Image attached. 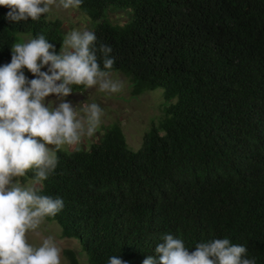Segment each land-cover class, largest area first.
<instances>
[{
	"label": "trees",
	"instance_id": "obj_1",
	"mask_svg": "<svg viewBox=\"0 0 264 264\" xmlns=\"http://www.w3.org/2000/svg\"><path fill=\"white\" fill-rule=\"evenodd\" d=\"M78 9L97 23L96 46L112 47L113 72L133 96L163 89L176 102L137 151L119 123L89 150L57 151L41 194L65 206L45 220L78 241L89 264H143L164 233L189 249L228 238L264 264V0H82ZM9 11L0 7V67L19 34L44 35L59 54L61 20L14 22ZM113 11L130 17L114 22Z\"/></svg>",
	"mask_w": 264,
	"mask_h": 264
},
{
	"label": "clouds",
	"instance_id": "obj_2",
	"mask_svg": "<svg viewBox=\"0 0 264 264\" xmlns=\"http://www.w3.org/2000/svg\"><path fill=\"white\" fill-rule=\"evenodd\" d=\"M55 3L0 0V7L10 9V21H35ZM81 4L82 0H59L64 9ZM96 42L93 31L72 30L57 54L55 46L38 35L14 43L11 62L0 67V264H61V249L53 237L34 246L28 234L65 206L62 198L41 194L43 182L57 168V151L92 137L104 115L97 103L74 107L65 98L73 93V86L98 87L113 94L124 88V82L114 78L112 47L97 48ZM25 68L34 79L26 77ZM53 95L58 103L47 99ZM29 172L31 178L22 183L20 178ZM160 240L155 255L145 256L143 264H256L247 258L246 247L228 238L201 241L194 249L171 233L162 234ZM108 264L126 262L111 256Z\"/></svg>",
	"mask_w": 264,
	"mask_h": 264
},
{
	"label": "rangeland",
	"instance_id": "obj_3",
	"mask_svg": "<svg viewBox=\"0 0 264 264\" xmlns=\"http://www.w3.org/2000/svg\"><path fill=\"white\" fill-rule=\"evenodd\" d=\"M52 19H59L63 23L64 37L72 30L93 31L97 23L88 16L82 14L78 7L64 9L59 6V0L52 5L49 12ZM110 17L114 22L124 23L129 19L127 12L113 11ZM33 37L28 34H19L18 41L27 42ZM47 67L42 71H47ZM114 78L124 82V88L118 93H106L98 90V87L85 88L82 92H74L66 97L74 107L82 103H97L103 110L101 124L92 137H85L78 145L64 146L63 151H75L77 149L91 148L92 143L97 142L105 133L106 127L114 123H119L123 129L127 143L137 151L142 147L144 135L152 125L159 122L163 117L164 108L176 101H167L164 97L163 89L147 91L140 96H133L131 93L129 79L120 72H113ZM28 79H34L32 73L26 75ZM49 101H57V97L50 96ZM58 103V101H57ZM22 183L28 180L20 178ZM53 237L57 246L61 249V264H70V257L75 254L79 264H89L87 255L82 251L80 244L75 239L63 238L62 229L56 222L44 220L35 232L28 234V240L34 246H39L46 237Z\"/></svg>",
	"mask_w": 264,
	"mask_h": 264
}]
</instances>
